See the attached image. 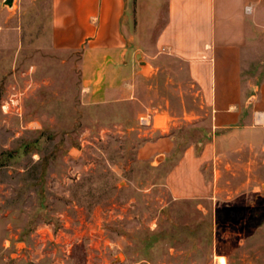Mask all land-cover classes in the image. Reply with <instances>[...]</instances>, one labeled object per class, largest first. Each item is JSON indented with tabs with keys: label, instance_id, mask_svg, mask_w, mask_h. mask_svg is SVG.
Masks as SVG:
<instances>
[{
	"label": "rangeland",
	"instance_id": "rangeland-1",
	"mask_svg": "<svg viewBox=\"0 0 264 264\" xmlns=\"http://www.w3.org/2000/svg\"><path fill=\"white\" fill-rule=\"evenodd\" d=\"M56 23L51 0H0V264H264V144L203 166L208 198H174L165 175L204 128H176V152L147 157L141 117L181 94L206 114L184 67L133 58L143 105L102 101L85 44H60Z\"/></svg>",
	"mask_w": 264,
	"mask_h": 264
},
{
	"label": "crops",
	"instance_id": "crops-1",
	"mask_svg": "<svg viewBox=\"0 0 264 264\" xmlns=\"http://www.w3.org/2000/svg\"><path fill=\"white\" fill-rule=\"evenodd\" d=\"M51 8L60 24L55 40L85 44L84 83L92 95L101 90L102 101L132 97L143 105L148 78L132 63L133 47L147 48L139 54L143 64L163 57L184 67L183 86L195 90L206 114L191 112L181 94V104L147 109L141 117L148 120L147 157L176 152V128H204L199 150L183 149L165 175L174 198H208L212 183L203 166L264 144V0H51Z\"/></svg>",
	"mask_w": 264,
	"mask_h": 264
},
{
	"label": "water",
	"instance_id": "water-1",
	"mask_svg": "<svg viewBox=\"0 0 264 264\" xmlns=\"http://www.w3.org/2000/svg\"><path fill=\"white\" fill-rule=\"evenodd\" d=\"M13 2H14V0H4L3 1V5L8 7V8H11L13 6ZM136 59L137 60L141 59V56L138 54L136 56ZM140 64H143V62H140Z\"/></svg>",
	"mask_w": 264,
	"mask_h": 264
},
{
	"label": "built area",
	"instance_id": "built-area-1",
	"mask_svg": "<svg viewBox=\"0 0 264 264\" xmlns=\"http://www.w3.org/2000/svg\"><path fill=\"white\" fill-rule=\"evenodd\" d=\"M147 124H148V120L142 118V119H141V125H142V126H146Z\"/></svg>",
	"mask_w": 264,
	"mask_h": 264
}]
</instances>
